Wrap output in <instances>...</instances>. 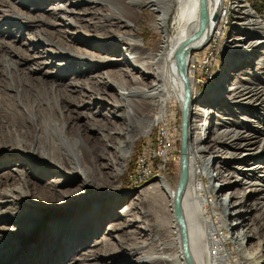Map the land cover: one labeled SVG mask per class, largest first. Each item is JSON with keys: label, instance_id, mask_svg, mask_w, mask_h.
<instances>
[{"label": "bare ground", "instance_id": "obj_1", "mask_svg": "<svg viewBox=\"0 0 264 264\" xmlns=\"http://www.w3.org/2000/svg\"><path fill=\"white\" fill-rule=\"evenodd\" d=\"M51 1L58 3L49 13L51 22L40 16L32 18L26 28L72 27L76 30L73 35L80 38L86 37L82 34H87L90 28L101 33L96 39L86 40L91 41L90 48L97 54H83L79 49L58 44L59 47L50 54L52 62L63 59V64L55 66L56 78L39 81L33 75L42 66L34 63L39 57L32 59L36 70L29 67L23 70L20 69L21 62L11 57L13 54L19 58L22 51L4 53L0 57V151L7 150L13 156L18 153L32 158L38 156V163L58 169L66 178L78 176L91 182L97 167L89 168L83 158L89 137L80 133L85 131L77 124L80 116L73 118L65 107L66 102L77 101L78 95L87 97L88 93L92 96L94 101L89 107L92 110L83 118L88 119L86 129L89 125L96 126V130L103 126L96 135H99V147L105 153L109 152L105 149L110 141H115L113 136L119 135L118 124L126 126L131 119L135 128L150 130L166 120L168 106L173 100L183 111L181 156L184 175L181 188L177 191V185L172 187L168 180L161 179L141 191L123 212L128 215L126 227L130 230L122 237L130 243L125 248L119 247L110 242L111 236H105L101 243L94 242L93 247L97 249L82 255L83 259L77 264H92L91 261L99 257L98 253L120 261L123 256L133 257L135 262L132 264H264V261H258L262 250L255 245L256 253L251 252L254 255L251 254L250 259L240 254L245 244L251 243L260 235L259 231L264 230V51H258L264 48V33L247 42L251 36L247 38V30L263 26L259 18L245 4L235 3L236 15L241 17L240 35L229 41L224 54L227 56L225 65L229 68L230 64L239 67L241 57L251 60V56L259 52L255 55L256 73L246 69L241 74L233 72L221 77V85L234 78L226 101L215 96V89L211 88L203 93L198 105L193 106L195 74L191 68L192 54L202 49L213 36L210 21L216 13L215 20H218L222 0ZM80 5L90 8L83 13L75 12ZM143 8L155 16L152 27L160 36L157 45L146 46L143 38H137L134 31ZM84 13L93 15L92 23L86 27L73 24ZM17 19L13 18L15 22ZM194 34L195 38L188 40ZM34 39L29 40V45L32 48L38 46L36 50L41 55L38 51L43 44L37 36ZM118 51L121 55L112 57ZM67 65L76 66L73 70L75 76L87 73L82 69L84 67H88V74L92 75L82 82L69 80L62 83L57 75L63 76ZM105 66L110 68L103 69ZM109 90L114 91L119 100L108 93ZM106 102L110 105H103ZM216 103L223 107H215ZM103 110L110 117L102 114ZM98 116L103 118L98 120ZM222 116H225L223 121L217 123ZM209 118L211 128L207 136L201 137L205 126L203 119ZM237 120L239 122L235 124ZM112 129L115 132H111ZM204 139L210 143L198 146ZM103 155L97 159L90 154L91 163L106 158L108 163L100 170L113 168L116 151ZM118 158L124 162L126 155L119 151ZM215 160L220 165L215 178L223 179L218 181L219 186L213 184V174L209 175ZM231 163H234L232 168L229 167ZM47 167L42 170L52 172ZM14 172L15 175L8 173L6 177L22 183L29 175H34L24 165ZM41 173L37 175L43 176ZM56 185L54 182L47 184L44 191L57 194L60 199ZM225 190L228 192L220 195ZM20 193V188L3 192L8 197ZM256 195H259L257 201L247 206L246 201ZM88 200L89 197L81 202ZM137 206L140 209L136 210ZM105 207L100 205V216L110 211ZM259 210L262 215H250ZM230 217H235L236 223H229ZM260 218L261 224L258 222ZM109 219L113 221L111 216ZM92 221L90 219L88 225ZM124 227L118 223L111 225L108 231L115 234ZM223 230L229 236H219ZM262 237L264 242V232ZM228 241L234 245V250L227 248ZM234 255L238 257L237 262Z\"/></svg>", "mask_w": 264, "mask_h": 264}, {"label": "rangeland", "instance_id": "obj_2", "mask_svg": "<svg viewBox=\"0 0 264 264\" xmlns=\"http://www.w3.org/2000/svg\"><path fill=\"white\" fill-rule=\"evenodd\" d=\"M221 2L223 6L221 13L218 20L212 23L211 35L213 36L202 49L192 54L191 68L195 74L193 106L198 105L199 101L204 97L203 93L211 88L215 89V96L218 95L226 101L228 89L231 87L234 78L225 85H221L220 78L233 72H240L239 74H241L246 69L256 73L257 65L255 66L254 63L257 62V58L255 55H259L260 51H264V48L258 50L259 52L251 56V60H247L248 57H241L238 62L239 67L231 64L229 68L226 67L225 59L227 56H224L226 46L230 40L240 35L238 29L241 26L239 25L241 23L239 18L241 17L236 15L235 3L245 4L249 11L259 18V23L263 25L261 29L247 30L249 31L247 38L251 35L247 42L259 38L262 35L261 33H264V15L256 14L248 5V0H222ZM57 4V1L52 2L51 0H0V57L4 53L11 52L12 54L16 50L22 51L23 54L19 58L13 54L11 57L15 61L21 62L20 69L23 70L28 67L36 70V66L32 65V59L39 57L40 59L34 63L42 64V66H39V70L33 73L35 80L50 81L56 78L55 66L63 64V59L52 62L50 54L59 47L58 44H65L79 49L83 54H97L90 48L92 46L90 44L91 41L86 40L96 39L95 37L101 33L93 32L90 28L87 34H82L86 36L83 38L73 35L76 30L72 29V27L61 26L47 29L41 27L37 30L26 28L32 18L40 16L51 22L49 13ZM87 8L89 9L90 7L80 5L75 9V12L83 13L86 12ZM154 17L150 10L143 8L142 14L139 15L138 22L134 26L137 38H143L146 46H154L159 42L160 36L152 27ZM13 18H18L17 22ZM75 20L73 24L78 27H86L88 23H92L93 15L84 13V15L77 17ZM46 30L48 32L35 35ZM35 36L43 44L38 51L41 52V55L37 53L36 48L38 46L32 48L29 45V40H35ZM50 45L53 47H50ZM120 55L121 51H118L117 55L112 57ZM245 61L247 63L241 65V62ZM78 67L81 66L79 65ZM108 68L110 66H105L103 69ZM82 69L90 72L88 67ZM73 70H76L75 65H67L65 74L61 77L57 75V78L62 83H67L69 80L82 82L92 75L87 72L83 75L75 76ZM108 93L115 96L116 100H119L114 91L109 90ZM77 98L78 100L75 102H66L65 107L71 112L73 118L80 116L77 124L82 130H85L84 133H80L89 137L88 146L85 143L87 149L84 151L83 158L89 168L93 169L96 166L97 170L93 172L92 180L90 179L91 182L86 179L82 180L78 176L66 178L59 173L58 169L38 163V156L32 158L22 153L13 156L7 150L0 151V264H77L83 259L82 255L89 250L97 249L93 247L94 242L101 243L105 236H111L110 242L112 244L125 248L130 242L123 238L122 235L130 229L126 227L128 215L123 214V212L134 201L137 194L147 190L150 185L161 179L168 180L172 187L177 185L180 173L179 142L180 112L182 110L176 100H173V103L168 106L166 120L158 123L150 130H143L141 127L135 128L131 119H129L130 124L126 126L124 123L118 124L116 128L119 135L113 136L115 141H110L111 144H108V148L105 149V151L109 152L116 151L115 165L113 168L100 170V167L108 163L107 159L97 160L96 164H92L90 154L100 159V157L104 156L103 154L109 153H105L99 147V135H96L97 130L102 129L103 126H97L98 129L96 130V126L90 127L89 125L86 129L88 119L83 118V116L86 113H90V110H92L89 108L90 103L94 100L91 99L92 96L88 93L87 97L78 95ZM103 105L109 106L110 104L106 102ZM216 106L217 108L223 107L222 104L217 105V103L215 104ZM209 108L207 109L210 110ZM101 113L110 117L104 110ZM224 117L217 119L216 122H222ZM102 118V116L97 117L98 120ZM209 120L210 118L203 119L205 126L203 125L201 130V137L208 135L211 128ZM238 122L239 120L235 124H238ZM233 126L235 125L233 124ZM111 132H115L114 129ZM220 132L221 130L217 133ZM191 136H194V134L192 133ZM76 139L79 140L78 138ZM173 143L175 148L171 150V144ZM208 143L210 142L204 139L198 146H206ZM119 151H121V155L123 153L126 155L124 162L121 158H118ZM211 157L213 158L214 156L211 155ZM218 162L215 160L209 169V175L213 174L214 178L217 168L220 166ZM22 165L34 173L33 176L29 175L27 177L26 182L22 183L17 179H10V176L6 177L8 173L15 175L14 171L20 169ZM233 166L234 163H231L229 167L232 168ZM46 167L52 172L48 173L45 169L42 170ZM40 172H42V175L44 174L41 177L37 175ZM225 175L226 173L223 174V176ZM220 180L223 179L215 178L213 184L219 186L220 183L218 181ZM53 182L57 184L56 190H60V199L57 194L44 191V186ZM12 188H20L21 193L13 194L14 197L12 194V197L3 194V192ZM225 192H228V190L223 191L220 195ZM88 197L89 200L86 203L81 202ZM258 197L259 195L249 198L245 204L249 206V204L257 201ZM209 200L211 201V199ZM96 201L99 203H95ZM102 204L110 211H106L100 216L102 213L98 212V210H100L99 207ZM138 209H140V206H137L136 210ZM263 212L262 210L254 211L250 215H262ZM110 216L113 221L109 219ZM90 219L93 221L88 225ZM235 219L233 217L229 220V223H236ZM258 222L261 224L262 219L260 218ZM118 223L125 225L126 228L124 227L125 229L115 234L113 231H108L111 225H117ZM135 225L137 226L139 223ZM259 232L260 235L251 240V243L245 244L240 254L250 259L249 256L256 253L253 248V245H255V248L262 250L259 254L262 257L261 259L258 258V261H264V242L261 240L264 230ZM143 234L147 236L146 233ZM219 236L227 237L229 235L226 230H223L219 232ZM227 248L234 250V245L228 241ZM98 255L99 257L95 261H91L92 264H132L135 262L132 259L133 257L130 259L123 256L122 261H120L113 260L112 257L102 256L101 253H98ZM233 259L237 262V255H234Z\"/></svg>", "mask_w": 264, "mask_h": 264}, {"label": "water", "instance_id": "obj_3", "mask_svg": "<svg viewBox=\"0 0 264 264\" xmlns=\"http://www.w3.org/2000/svg\"><path fill=\"white\" fill-rule=\"evenodd\" d=\"M217 17V13L213 15V17L211 18V21H210V24H212L215 19ZM210 24H209V27H210ZM195 34L192 35L188 40H191V39H194L195 38ZM181 114V120H180V142H179V155H180V165H179V170H180V173H179V179H178V183H177V186H176V190L178 191L181 186H182V183H183V175H184V171H183V157L181 156V154L183 153V145H182V141H181V137H182V119H183V111L180 112Z\"/></svg>", "mask_w": 264, "mask_h": 264}, {"label": "trees", "instance_id": "obj_4", "mask_svg": "<svg viewBox=\"0 0 264 264\" xmlns=\"http://www.w3.org/2000/svg\"><path fill=\"white\" fill-rule=\"evenodd\" d=\"M247 2V1H246ZM250 8L258 15H264V0H248ZM144 37V36H143ZM148 39V38H147ZM175 148L174 143L171 144V150Z\"/></svg>", "mask_w": 264, "mask_h": 264}]
</instances>
